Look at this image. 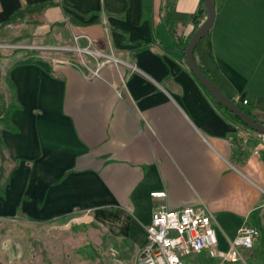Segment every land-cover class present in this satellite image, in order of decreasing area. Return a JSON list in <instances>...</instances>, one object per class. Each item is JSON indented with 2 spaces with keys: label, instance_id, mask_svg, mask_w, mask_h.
I'll use <instances>...</instances> for the list:
<instances>
[{
  "label": "crops",
  "instance_id": "0c3cea01",
  "mask_svg": "<svg viewBox=\"0 0 264 264\" xmlns=\"http://www.w3.org/2000/svg\"><path fill=\"white\" fill-rule=\"evenodd\" d=\"M45 2L51 4L42 24L1 32L46 34L55 47H73L74 36L85 35L80 45H88L87 36L120 61L92 57L87 68L75 54L5 68L0 58L1 76L15 84L21 105L11 116L18 131L1 130L8 164L18 167L0 197V213L15 209L50 219L93 211L141 256L154 211L202 207L223 252L244 222L256 226L260 237L241 248L235 264H264L263 133L206 95L173 47L160 14L163 0H153V23L144 17L143 0H0V26L15 11ZM175 3L186 13L201 7V0ZM215 7L203 48L235 88L236 101L264 112V0H215ZM193 28L177 31L186 37ZM185 261L219 259L201 251Z\"/></svg>",
  "mask_w": 264,
  "mask_h": 264
},
{
  "label": "rangeland",
  "instance_id": "374dc122",
  "mask_svg": "<svg viewBox=\"0 0 264 264\" xmlns=\"http://www.w3.org/2000/svg\"><path fill=\"white\" fill-rule=\"evenodd\" d=\"M19 31L15 27L2 32L0 29V58L5 68L34 52L49 64L76 59L75 54L88 65L93 61L89 53L54 48L57 41L46 34ZM20 36L17 43L12 41ZM4 73L0 76V105L10 97ZM8 210L0 213V264H137L139 260L140 250L135 243L122 233H112L93 211H75L49 221L21 210Z\"/></svg>",
  "mask_w": 264,
  "mask_h": 264
},
{
  "label": "built area",
  "instance_id": "2783aa9c",
  "mask_svg": "<svg viewBox=\"0 0 264 264\" xmlns=\"http://www.w3.org/2000/svg\"><path fill=\"white\" fill-rule=\"evenodd\" d=\"M81 37L85 35L74 36L76 44L73 47L56 46L54 48L77 51L79 54L86 52L96 59L101 57L114 63L120 61L111 53L91 48L92 39L87 36L89 45L81 46L78 42ZM82 63L90 68L83 59ZM132 68L138 70L136 67ZM92 71L97 75L99 67ZM242 103L247 104L248 100H243ZM262 142L264 143V133ZM164 194L165 192L152 193L153 196ZM260 234L256 226L244 222L239 227L236 237L231 241L230 248L223 252L218 247L212 216L204 208L184 206L169 209L162 207L153 213L152 221L147 227V242L137 264H187L185 257L201 251H207L210 256L219 259L217 264H235L241 257V248L252 247Z\"/></svg>",
  "mask_w": 264,
  "mask_h": 264
},
{
  "label": "trees",
  "instance_id": "16d2710c",
  "mask_svg": "<svg viewBox=\"0 0 264 264\" xmlns=\"http://www.w3.org/2000/svg\"><path fill=\"white\" fill-rule=\"evenodd\" d=\"M175 1L176 0H163L161 9H160V14H161V18L163 22L167 25L170 33L175 38L173 47L178 49L182 53L183 58L186 60L185 52H186V48L188 46L189 40L192 34L200 28V26L203 23L202 21L206 16L205 3L203 0H201V7L196 12L186 13V12H180L177 10ZM50 4L51 3H47V2L39 3V4L27 6L24 9L17 10L13 13V15L10 17L9 20H7L5 23H3L0 26V29L8 25H17V24H22V23L33 25V26H38L44 22L43 14L46 8ZM143 8H144V17L146 19H149V21L153 23V14H154L153 0H143ZM189 23L194 24V28L191 31V33L186 37L180 36L177 31L178 25L187 26ZM26 35H23V37ZM21 38L22 37L20 36L12 41L14 43H17ZM204 38L201 39V41L199 42V44L197 45L195 49V52H194L195 60L198 66L200 67L201 71L209 79H211L213 82L219 85L230 98L235 100V96H236L235 88L226 79V77L222 74L217 64L213 61L210 55L203 48ZM148 45H150V42L143 43L142 48ZM36 59L38 58L35 52L28 53L26 54V56L20 59L17 62V64L32 63ZM13 66H15V64ZM0 76H1V71H0ZM6 80L10 88V97L7 103L0 105V197H5L6 186L10 183V174L18 167V165H12V167L9 166L8 163L10 161L7 157L6 150H5V143L1 136L2 129L9 130L13 133L18 131V128L12 122L11 116H12V113L15 111V109L21 108V105L19 104L18 99H17L15 84L9 78H6ZM200 86L205 91L206 95L211 97L224 112H226L230 117H232L239 123L248 127L239 118H237L233 112H231L224 105L218 102L207 91L205 87H203L201 84ZM238 103L244 111L252 115L255 119L264 123V112H254L251 108H249L245 104L241 102H238ZM65 217L66 216L53 217L48 220L54 221V220L62 219Z\"/></svg>",
  "mask_w": 264,
  "mask_h": 264
},
{
  "label": "water",
  "instance_id": "95a60500",
  "mask_svg": "<svg viewBox=\"0 0 264 264\" xmlns=\"http://www.w3.org/2000/svg\"><path fill=\"white\" fill-rule=\"evenodd\" d=\"M205 3V9L207 12V16L200 26V28L195 31L188 43L185 52L186 63L188 64L190 70L192 71L193 75L199 81V83L207 89V91L222 105H224L227 109L234 113V115L239 118L245 125H247L252 130H255L260 133H264V123L255 119L252 115L247 113L242 109L237 101L230 98L223 89L209 79L200 69L198 66L194 52L201 41L204 38L210 29L212 28L215 16H216V7H215V0H203Z\"/></svg>",
  "mask_w": 264,
  "mask_h": 264
}]
</instances>
